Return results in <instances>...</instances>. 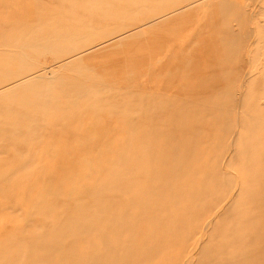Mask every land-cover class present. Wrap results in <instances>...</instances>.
Wrapping results in <instances>:
<instances>
[{
  "label": "rangeland",
  "instance_id": "374dc122",
  "mask_svg": "<svg viewBox=\"0 0 264 264\" xmlns=\"http://www.w3.org/2000/svg\"><path fill=\"white\" fill-rule=\"evenodd\" d=\"M6 1L0 0V8L4 5V8H6V10L2 8L4 9V13H1L3 10L0 11V56H5L0 57V256L2 255L0 257V264H106V261L110 264L109 262H113L115 258L117 260L113 264H120V262L131 264L127 261L129 260L130 262V259H138L137 257L131 258V255L134 257V255L137 256V253L143 251V255L138 254V261H140L143 256L147 255L149 257L151 253L154 254L153 250H156V247L160 248V246H162L161 248L164 251L162 252L160 248L159 252V249H157L155 254L157 252L159 254H156V258L154 260L152 258H143V260L148 261L147 259H149V261L145 262L141 260L143 261L142 264H161V261L163 264H206L209 262V259L213 261L210 264H232L233 261L236 263L238 260L243 262V264H264V218L262 219L263 221L260 218L263 216L262 213H264V175H262V170H264V143L262 142L264 141L261 140L264 139L262 137L264 136V117L261 118L262 115L260 116L261 113L264 115V107H262L264 106V0H226V2H224L225 0H220L218 1L219 3L216 2V5L215 0H205L207 1L206 3H203L205 2L204 0ZM21 3H23V6ZM24 3H27V5ZM236 3L241 5V9H245L246 6L244 12L247 10V13H244L240 9V5L237 6ZM248 3H250V7H248ZM214 5L215 7H213ZM7 6L9 7L8 10ZM233 7L235 9L237 7V10ZM221 9L222 11H220ZM224 9L225 11H231L229 17L227 16L228 18L224 15L226 13L228 15V12L225 13ZM237 12L241 16L246 15L247 17L243 16L242 18ZM251 12L255 13L252 14ZM219 13H221V16ZM240 17L244 22L240 21ZM155 19L159 23L158 26L155 25ZM236 19L242 24L240 22L238 24ZM152 20L154 21L152 22ZM159 21L164 22L160 23ZM212 21L215 23L213 24ZM229 21L233 24L229 23ZM140 22L141 24H139ZM149 22L153 24L151 25ZM130 23H133V25ZM209 23L212 27L208 25ZM196 24L198 25L196 26ZM215 24L219 26H215ZM127 25L130 26L128 30ZM231 25L236 26L237 28H235L239 30L237 31L234 26L231 28ZM145 26L151 27L150 30ZM214 26L215 30L213 29ZM223 26H226V28ZM131 27H134L137 31ZM125 28L127 31H125ZM218 28H222L223 33ZM228 29L232 30L228 31ZM193 30H195L194 34ZM213 31H217V33H213ZM234 32L236 35L232 34ZM211 33L213 34L211 35ZM221 34L226 36L229 44L224 41L226 39ZM252 34L253 37L251 36ZM262 35L263 37H261ZM130 36L131 38H135L129 40L128 37ZM250 36L252 41L251 38L249 40ZM88 37L90 40L95 39V41H90ZM258 37L262 38V40L260 39L261 42ZM125 38L127 39L124 40ZM176 38L178 41H184V43L179 41L177 45V43H174L177 42V40L175 41ZM184 38H186V41ZM172 39H174V42ZM25 40L28 42H25ZM128 40L129 42L135 40L137 42H127L130 47H126L125 41ZM245 40L247 43L251 41V44H247ZM117 41H119V44ZM164 41L167 43H164ZM242 41L245 42V46ZM225 42L228 45L224 44ZM121 43H124V46H121ZM186 43L189 44L188 47H186ZM184 44L185 49H183ZM259 45L261 46L259 47ZM110 46L112 48L114 46L115 49L113 48L112 50ZM174 46L175 48H173ZM107 47H109V51H106ZM119 47L122 48L121 51ZM181 48L184 51L182 50V55L179 56L181 52L180 54H177V52L179 53ZM98 49H101L99 50L101 53L97 51ZM189 50L191 51L189 52ZM103 51L106 53H103ZM68 52L71 54L66 55ZM90 52H93V55ZM88 53L90 54L88 55ZM85 54H87L86 57ZM172 54L174 57H172ZM163 55L164 57H162ZM186 55H189V57L187 56V58ZM67 56H71V59ZM249 56L253 57L252 60ZM180 57L186 58H181V60ZM66 58L68 59L66 60ZM178 65H181L180 70L177 67ZM225 70L227 72H222ZM229 70L232 72H228ZM243 70H245V73ZM49 71L51 76L49 75ZM51 71L55 74H52ZM207 76L211 77V79L209 77V80L206 81V83L209 82V86H205V83V85L203 84V81L208 79ZM246 77L248 81H246ZM81 78L82 80H86V82L89 80L88 82H91V85H94L97 81V83L101 82L106 84V86L103 90L90 89L79 96L71 90L70 83L75 81V79ZM243 78L244 81L242 82ZM249 79H253V81H249ZM248 83H250V86H248ZM107 84L113 85V87ZM49 85L50 87H48ZM207 87H213V89L211 88L213 90H211L212 96L217 99L216 101L219 100V102H216L211 94H208V91L204 92ZM240 92L244 95L240 94ZM234 94L237 95L235 96ZM216 96H219V98H216ZM222 97L224 104L222 99H220ZM258 107H260L259 110ZM195 108L197 109L195 110ZM217 108H219L218 112H225L227 110V113L228 111L232 113L233 115L230 113H228L229 116L227 113H224V115H227L230 119L233 117V119L226 120L223 117V121L221 122L220 119L222 118L220 114L224 116L222 115L223 112L218 113V115H215L217 111L213 112V109L216 110ZM243 108L248 109L245 111L246 113ZM192 109L197 111V113H189L193 112ZM200 109H204L202 110L203 112ZM249 109L252 110L253 115ZM255 109L258 110V113L255 112ZM261 109L262 112L260 113ZM198 111L201 112V115ZM181 114L184 116L182 115V117ZM187 114L188 116L189 114L194 115L192 121H196V123L198 121V124L195 122L193 124L191 121L192 117L189 116L187 118ZM195 114H197L196 118ZM249 115H251V120ZM217 116L220 117L219 120L214 119L215 117L218 118ZM185 117L188 121L190 119V124H187L188 121ZM175 120H178L176 121L177 123ZM217 120L219 123L216 122ZM255 120H260V122L257 121L255 123ZM173 121L175 124H173ZM229 121L232 122L228 124ZM184 122L186 123L184 124ZM261 122L263 123L262 126ZM209 123L217 124L215 127L211 124L209 125ZM218 124L221 126L220 128ZM253 124L258 125L254 128ZM173 125H176L177 128H173ZM259 126L263 128V131L261 129V132H259L260 140L257 136V131L260 130ZM162 127H164V130ZM205 127L209 132L205 130ZM208 127H211L212 130ZM168 128H172L171 131ZM159 131L163 133H160L161 137H158ZM164 131L167 133H164ZM184 132L188 134H184ZM247 132L248 135L249 132L256 134L254 136L251 133V136L254 137H251V140L254 141L255 139L254 143L250 140V135L246 137ZM198 134L199 137H197ZM219 134L224 137V142ZM187 135L188 138H186ZM227 135L229 138L226 137ZM243 135L245 136L244 138H242ZM238 136L240 137L238 138ZM176 137L178 142L173 141L171 143V138L176 139ZM242 139L243 141L245 139L243 144L240 143ZM185 140L189 141L188 146L184 144ZM217 140L220 142H217ZM108 142L110 144H107ZM167 142H169V148L165 145ZM222 142L223 144H221ZM250 142L252 145L254 144L253 148H258V145L260 147L253 150L252 146L249 145L251 144ZM257 142H261V144H257ZM170 143L174 146L176 144V146L172 148ZM184 145L188 148L187 150L185 147L187 150V153H184L185 155L182 153L184 152ZM242 145H244V150L241 149ZM217 146L218 148L216 149ZM176 147L178 151L175 149ZM219 150H221L220 156ZM251 150L253 151L251 152ZM173 151L180 153L179 156ZM173 153L175 154L174 157H172ZM235 153H238L239 156ZM119 154L122 157H119ZM119 159L121 162H119ZM218 159L219 162L217 164H219L215 166L219 167L216 169L211 164H216L215 161H218ZM195 160L197 161L196 164ZM253 161L254 164H251ZM172 162L176 164L175 167ZM248 162H251L250 167L247 165L249 164ZM182 163L185 164L181 165ZM210 166L216 169L215 173H213V168L212 170L208 168ZM206 169H210L212 172ZM254 169L257 170L254 172ZM252 170L254 173L250 172ZM206 171L208 172V177L211 174L214 175L210 176L211 181L210 178L208 181ZM245 171L248 173H245L244 177ZM216 173L220 174V176H217L218 178L221 177L220 186L217 185V181H214L217 178ZM256 174L259 175L256 176ZM250 175L256 177L254 178L255 181L260 176L259 182L257 181L256 184ZM249 177L250 180L246 183L245 181ZM260 180L262 183H260ZM49 181L55 182H51L52 185H49ZM87 183L89 186L86 185ZM160 183L165 185L164 188L161 185V188L164 190L163 193H165L164 195H161L162 189L159 190ZM96 184H99V186ZM227 184H229L228 187L226 186ZM248 184L250 185L249 189L250 187L254 188L255 185L258 189L248 190ZM94 185H96L97 190L91 191ZM204 185L205 188H208L206 191L210 190L209 192L207 191V195L203 194V192L206 193L203 190ZM216 185L218 188L215 191L213 187H216ZM50 186L54 188L52 192ZM86 186L90 190L89 192ZM168 186H170L169 192L168 190L166 191ZM49 187L50 189H48ZM229 187L232 191L228 189ZM156 189L159 191H156ZM246 189L247 191H251V195ZM61 190L63 193L59 194ZM84 190L87 191L84 192ZM153 190L156 191V194ZM178 190L179 192H177ZM228 190L230 194H228ZM92 192L93 194H91ZM188 192H191V194ZM145 194L152 195L153 202L156 199V195L157 198H160L159 195H161V198L164 196L165 199V196L168 194L169 196H167L170 198L167 199L169 200L168 204L170 201H174L173 199L175 198L173 196L175 197V194H177V200H180L181 204H186V206L180 204L179 209L180 201L179 203L176 201L178 203L177 207L175 202H170V205H174L172 208H176L174 212H177L174 213L171 207L168 208L170 205L166 204V199L160 198L162 201L158 199V201L151 204L148 195L147 197L145 196L147 200L144 201L143 197ZM221 195H223L222 199ZM239 197L240 200L235 202ZM41 198L44 202H41ZM195 199L199 201L198 203L201 201L202 203H197V206ZM159 201L163 202L164 205L166 204V210L165 208L161 209L164 207L163 205H157ZM226 201L227 203H225ZM249 201L252 204L247 206ZM37 202H39L37 205L39 206V210L42 205L41 203L45 204L44 207H41L40 211L35 207V203L37 204ZM137 202H141V204ZM191 202L193 204L195 202V204L193 205ZM221 202L223 203L221 204ZM143 203L146 206L148 205L147 208L141 207ZM144 204L143 206H145ZM150 204L152 207L149 206ZM214 204L218 207L214 206ZM33 205L34 207H32ZM258 205L259 209L257 210ZM45 206H47V209ZM157 206H162L159 208L162 212L164 210L166 215L164 214L165 212L159 213L160 209H157V212L151 209L158 208ZM192 206H195L197 211ZM191 207L194 211L192 209L188 210ZM149 208L152 211H145V209ZM230 208L234 209L233 212L237 214H233ZM43 209L45 210L43 211ZM169 209L171 212H168L170 211ZM242 209H246V212ZM46 210H48V213H46ZM178 211L181 213L179 214ZM211 211L212 213L210 214ZM227 211L232 214H227ZM155 213L160 215L156 217ZM246 213H249L248 216ZM150 214L155 216L156 220H154L152 215L150 217ZM163 214L166 220L171 217L169 223L167 222L168 220L165 221L163 219ZM170 214L177 216L172 217ZM198 215L202 216L201 219H204V222L205 219L207 221L212 220L208 229L204 227L206 223L203 220L201 221L203 224L199 223L201 219L197 218ZM25 216L28 218L25 219ZM147 216L151 220H148L150 218L147 219ZM221 216L226 218V220L232 219V221H228L226 226L225 223L223 224L225 227L229 226L225 230L223 226H220L222 224L218 225L221 221L225 220L218 218ZM117 218L118 220L116 221ZM152 219L154 223H151ZM162 220L168 224H166L168 227H164L165 224ZM226 220L224 222L227 223ZM237 220L238 222L234 223ZM111 221L114 224L116 223L115 226ZM157 221H159L160 226L163 223V228L161 227L163 233L164 228L168 229L165 230L164 234L158 233L162 229H160ZM260 221L262 225L259 224ZM145 222H150V227L153 228H146L147 224ZM229 222L233 224L232 227ZM214 223L216 224L214 225ZM251 223L253 225L250 226L249 224ZM170 224H173L174 230ZM246 224L249 226L247 225L248 227H246ZM214 226H217L218 229L221 227V235H218L220 231L217 232L218 229ZM242 226L246 227L247 231ZM115 227L118 229H115ZM197 228L200 229L198 230ZM143 229L148 231L145 232L144 230V233L142 232ZM251 229L257 230L256 232L259 235L261 234V237L254 232L255 230L251 231ZM150 230L156 231L150 232ZM241 230L243 232L246 231V233L243 234V232H240ZM176 231L178 232L177 234ZM225 231L229 232L228 238L225 237L226 243L224 242V236L222 238V235H225L223 233H226ZM41 234L43 235L41 236ZM140 234H142V237H139ZM210 234L212 235L211 238ZM230 234L233 235V237L231 236L233 242H229L231 240L229 239ZM236 234L238 236V243L237 239H235ZM155 235L156 237H154ZM242 235H245L244 238ZM239 236L242 238L240 239ZM255 236L256 239L260 237L259 243L254 239ZM153 238L157 239L156 241L161 244L156 241L154 243ZM206 238L208 239L206 240ZM214 238L216 241L213 242ZM114 239L120 242L117 244L118 246L113 241ZM209 239L213 243H220V245H217L210 241L211 248L213 247V249H215V245L217 247L223 246L222 248L219 247L221 250L224 248L223 253H219L216 250L217 248L215 249L217 254L216 251L215 254L212 253L213 249L209 247ZM246 239L248 242L251 240V244L245 242ZM184 240L186 242H183ZM222 242L226 245H221ZM144 243L145 245H143ZM152 243L155 244L152 246L153 248L156 246L154 249L150 246ZM173 243H176L175 245L177 246ZM206 243L209 246H206ZM241 243L244 244L243 247H241ZM245 243L249 246L248 248ZM257 243L258 245H256ZM121 244L123 245V249L130 246L132 248L135 244L139 245L133 247L134 249L136 247L135 250L132 248L134 250L132 254V250L128 249L129 252L127 249L123 250L120 246ZM142 245L144 248H142ZM253 245L255 247H252ZM137 246H142V249L139 250L140 252L137 251ZM233 246H236L238 249L236 247L237 250L233 249ZM98 248H101L100 253ZM191 248L193 250L190 251ZM118 249H120V252L117 251ZM204 249H211V252L210 250L203 252ZM226 249L228 256L227 252L225 255ZM103 251L105 252L102 253ZM118 252L121 254V257H119L120 254ZM209 252L210 255H208L212 258H209L207 255L209 259H207V256H204L206 261H203L202 253L207 254ZM113 253L115 258L112 257ZM129 253L131 254L130 256ZM122 254H127L130 258L128 256L122 257ZM218 254L222 256V259L219 258ZM154 255L151 254V257ZM225 256L227 257L225 258ZM216 257L218 258L216 259ZM122 258L128 259L126 261ZM1 259H4V261L1 262ZM185 260L186 262L184 263Z\"/></svg>",
  "mask_w": 264,
  "mask_h": 264
},
{
  "label": "bare ground",
  "instance_id": "6f19581e",
  "mask_svg": "<svg viewBox=\"0 0 264 264\" xmlns=\"http://www.w3.org/2000/svg\"><path fill=\"white\" fill-rule=\"evenodd\" d=\"M3 1H4V0H3ZM5 1H6V0H5ZM204 1H205V0H204ZM207 1H208V0H207ZM207 1H205V2H203V3H206ZM218 1H220V0H215V5H216V2H218ZM227 1H228V0H227ZM261 1H262V0H261ZM6 2H8V1H6ZM213 2H214V1H213ZM224 2H226V0H225ZM237 2H238V1H237ZM209 3H210V1H209ZM209 3H208V5H209ZM218 3H219V2H218ZM22 4H23V3H21V5H22ZM24 4H25V3H24ZM212 4H213V3H212ZM225 4H226V3H225ZM227 4H228V2H227ZM227 4H226V5H227ZM233 4H234V3H233ZM233 4H232V5H233ZM236 4H237V3H236ZM236 4H235V5H236ZM249 4H250V3H248V5H249ZM6 5H7V4H6ZM25 5H27V3H26ZM25 5H24V6H25ZM215 5H214L213 7H215ZM223 5H224V4H223ZM239 5H240V4H239ZM239 5L237 4V6H239ZM246 5H247V4H246ZM4 6H5V5H4ZM4 6H3L2 8H4ZM19 6H20V4H19ZM22 6H23V5H22ZM209 6H210V5H209ZM224 6H225V5H224ZM224 6H223V7H224ZM250 6H251V5H249L248 7H250ZM20 7H21V6H20ZM20 7H19V8H20ZM195 7H197V6H195ZM206 7H207V6H206ZM210 7H211V6H210ZM210 7H209V8H210ZM225 7H226V6H225ZM225 7H224V8H225ZM231 7H232V6H231ZM231 7H230V8H231ZM2 8H0V11L3 10V12H1V13H4V9L6 10V8H4V9H2ZM8 8H9V7L7 6V10H8ZM16 8H18V7H16ZM78 8H79V7H78ZM233 8H234V7H233ZM207 9H208V8H207ZM225 9H226V8H225ZM225 9H224V11H225ZM234 9H235V8H234ZM234 9H233V10H234ZM240 9H241V5H240ZM245 9H246V6H245ZM245 9H241V10H243V12H244ZM260 9H262V8H260ZM19 10H20V9H19ZM191 10H192V8H191ZM195 10H196V8H195ZM209 10H210V9H209ZM213 10H214V9H213ZM217 10H218V9H217ZM230 10H231V9H230ZM235 10H237V7H236ZM235 10H234V12H235ZM238 10H239V8H238ZM241 10H240V11H241ZM249 10H251V9H249ZM262 10H263V9H262ZM207 11H208V10H207ZM220 11H222V9H221ZM220 11H218V12H220ZM5 12H6V11H5ZM210 12H211V11H210ZM214 12H215V10H214ZM226 12H228V15H226V14H227ZM230 12H231V11H230ZM230 12H229V11H225L226 14H224V15H225L226 17H227V16L229 17ZM234 12H233V13H234ZM255 12H256V11H255ZM255 12H254V13H255ZM212 13H213V12H212ZM215 13H216V12H215ZM237 13H238V12H237ZM244 13H247V10H246V12H244ZM251 13H252V12H251ZM254 13H252V14H254ZM174 14H175V13H174ZM220 14H221V13H219V15H220ZM222 14H223V13H222ZM235 14H236V13H235ZM248 14H250V13H248ZM248 14H247V15H248ZM0 15H1V14H0ZM167 15H168V14H167ZM202 15H204V14H202ZM202 15H201V16H202ZM205 15H206V14H205ZM207 15H208V14H207ZM217 15H218V13H217ZM236 15H237V14H236ZM238 15H240V13H238ZM164 16H165V15H164ZM220 16H221V15H220ZM220 16H219V17H220ZM230 16H231V15H230ZM233 16H235V15H233ZM240 16H241V15H240ZM243 16L247 17L246 15H242L241 17L243 18ZM203 17H204V16H203ZM217 17H218V16H217ZM217 17H216V18H217ZM226 17H225V18H226ZM228 17H227V18H228ZM231 17H232V16H231ZM231 17H230V18H231ZM237 17L239 18V16H237ZM241 17H240V21H242V20H241ZM245 17H244V18H245ZM252 17H253V16H252ZM216 18H215V19H216ZM220 18H221V17H220ZM220 18H219V19H220ZM250 18H251V17H250ZM164 19H165V18H164ZM222 19L224 20V18H222ZM222 19H221V20H222ZM25 20H26V19H25ZM157 20H158V18H157ZM200 20H201V19H200ZM212 20H214V19H212ZM223 20H222V21H223ZM226 20H227V19H226ZM232 20H233V19H232ZM236 20L238 21V19H236ZM153 21H154V20H152V22H153ZM155 21H156V19H155ZM240 21H238V24H239ZM250 21H251V20H250ZM126 22H127V21H126ZM152 22H149V24L151 23V25H152V24H153ZM159 22H160V21H159ZM162 22H164V21H162ZM162 22H160V23H162ZM212 22H213V21H212ZM220 22H221V21H220ZM242 22H244V20H243ZM156 23H157V21H156ZM156 23H155V25L158 26L159 23H157V24H156ZM210 23H211V22H210ZM210 23H209L208 25L211 26ZM214 23H215V22H213V24H214ZM221 23H222V22H221ZM229 23H231V22L229 21ZM240 23H241V22H240ZM245 23H246V22H245ZM130 24L133 25V23H130ZM139 24H141V22H140ZM142 24H143V23H142ZM146 24H148V23H146ZM224 24H225V23H224ZM231 24H233V23H231ZM238 24H237V27H238ZM241 24H242V23H241ZM259 24H260V22H259ZM137 25H138V24H137ZM197 25H198V24H196V26H197ZM216 25H218V24H215V26H216ZM221 25H223V24H221ZM234 25H235V24H234ZM234 25H231V28H232V26H234ZM257 25H258V23H257ZM142 26H144V25H142ZM157 26H155V27H157ZM205 26H206V25H205ZM210 26H209V27H210ZM215 26H214V28H213L214 30H215ZM218 26H219V25H218ZM128 27H130V26L127 25V30H128ZM145 27L148 28V30H150V28H151V27L149 28V27H147V26H145ZM153 27H154V26H153ZM211 27H212V26H211ZM211 27H210V28H211ZM223 27H224V26H223ZM235 27H236V26H234V28H235ZM237 27H236V28H237ZM240 27H241V25H240ZM131 28H132V29H135L134 27H131ZM143 28H144V27H143ZM210 28H209V30H210ZM224 28H226V26H225ZM224 28H223V29H224ZM236 28H235V29H236ZM258 28H259V27H258ZM218 29H220V28H218ZM221 29H222V28H221ZM221 29H220V30H221ZM235 29H234V30H235ZM77 30H80V29H77ZM127 30H126V28H125V31H127ZM135 30H136V29H135ZM144 30H145V28H144ZM146 30H147V29H146ZM226 30H227V29H226ZM230 30H232V29H228V31H230ZM236 30H237V29H236ZM238 30H239V29H238ZM238 30H237V31H238ZM125 31H124V32H125ZM131 31H132V30H131ZM136 31H137V30H136ZM142 31H143V29H142ZM142 31H141V32H142ZM194 31H195V30H193V34H194ZM201 31H203V30H201ZM221 31H222V30H221ZM224 31H225V30H224ZM121 32H123V31H121ZM214 32L217 33V31H213V33H214ZM256 32H257V30H256ZM197 33H198V32H197ZM213 33H211V35H212ZM222 33H223V31H222ZM254 33H255V32H254ZM124 34H125V33H124ZM124 34H123V35H124ZM232 34H235V32L232 33ZM51 35H52V34H51ZM53 35H54V34H53ZM83 35H84V34H83ZM121 35H122V34H121ZM222 35H223V36H222ZM229 35H230V33H229ZM235 35H236V34H235ZM237 35H238V34H237ZM254 35H255V34H254ZM256 35H258V33H256ZM85 36H87V35H85ZM96 36H97V35H96ZM196 36H197V35H196ZM221 36H222L223 38L225 37V39H226V36H225L224 34H221ZM221 36H220V37H221ZM251 36L253 37V34H252ZM251 36L249 37V40H250ZM258 36H259V35H258ZM48 37H49V36H48ZM125 37H126V36H125ZM185 37H186V36H185ZM212 37H213V36H212ZM227 37H230V36H227ZM236 37H239V36H236ZM261 37H263V35H262ZM46 38H47V36H46ZM102 38H104V37H102ZM117 38H118V37H117ZM121 38H123V37H121ZM128 38H129V40H131V39H133V38H135V37L131 38V36H130V37H128ZM234 38H235V37H234ZM244 38L247 40L246 37H244ZM44 39H45V38H44ZM47 39H48V38H47ZM88 39L90 40L89 37H88ZM88 39H87V40H88ZM115 39H116V38H115ZM119 39H120V38H119ZM126 39H127V38H125L124 40H126ZM184 39H185V41H186V38H184ZM184 39H181V40H184ZM190 39H191V38H190ZM190 39H189V41H190ZM228 39H229V38H228ZM240 39H241V37H240ZM258 39H259V41H260V39L262 40V38H260V37H258ZM41 40H42V39H41ZM87 40H86V41H87ZM112 40H113V39H112ZM129 40H128V41H125L126 44H127V45L125 44L126 47H130V46H128V45H129L128 43H135V41H136V40H135V41H133V42H129ZM165 40H166V39H165ZM170 40H171V39H170ZM172 40H173V42H174V39H172ZM176 40H177V42H174V43H177V45H178V42H179L180 40L178 41L177 38L175 39V41H176ZM246 40H245V42L247 43V41H249V40H247V41H246ZM255 40H256V39H255ZM26 41H27V40H25V42H26ZM31 41H32V40H31ZM90 41H95V39H93V40L91 39ZM90 41H88V42H90ZM99 41H100V40H99ZM160 41H161V40H160ZM160 41H159V42H160ZM167 41H168V40H167ZM187 41H188V40H187ZM191 41H192V39H191ZM191 41H190V42H191ZM224 41H226V42L228 43V40H227V39L224 40ZM251 41H252V38H251ZM251 41H250V42H251ZM257 41H258V40H257ZM27 42H28V41H27ZM107 42H109V41H107ZM113 42H114V41H113ZM113 42H111V43H113ZM117 42H118V44H119V41H117ZM127 42H128V43H127ZM136 42H137V41H136ZM180 42H183V43H184V41H180ZM226 42H225L224 44H227ZM229 42H230V41H229ZM242 42H243V44L245 43L244 41H242ZM250 42H248V43H250ZM260 42H261V41H260ZM97 43H98V41H97ZM97 43H96V44H97ZM152 43H154V42H152ZM160 43H161V42H160ZM164 43H167V42L164 41ZM188 43H189V42H188ZM222 43H223V42H222ZM248 43H247V44H248ZM255 43H256V41H255ZM255 43H253V44H255ZM263 43H264V42H263ZM107 44L109 45V43H107ZM123 44H124V43H123ZM123 44L121 43V46H122ZM189 44H190V43H189ZM189 44L186 43V45H187L186 47H188ZM228 44H229V43H228ZM228 44H227V45H228ZM250 44H251V43H250ZM259 44H260V43H259ZM91 45H92V44H91ZM98 45H99V44H98ZM100 45H102V44L100 43ZM131 45H132V44H131ZM135 45H136V44H135ZM159 45H160V44H159ZM175 45H176V44H175ZM256 45H258V44H256ZM89 46H90V45H89ZM89 46H88V48H89ZM103 46H104V45H103ZM103 46H102V47H103ZM105 46H106V45H105ZM123 46H124V45H123ZM202 46H203V45H202ZM244 46H245V44H244ZM248 46H249V45H248ZM260 46H261V45H259V47H260ZM20 47H21V46H20ZM97 47H98V46H97ZM147 47H148V45H147ZM183 47H184L183 49H185V44H184ZM227 47H230V46H227ZM99 48H101V47H99ZM108 48H109V47H107V50H106V51H109V50H110V49H108ZM110 48H112V47L110 46ZM113 48H114V46H113ZM113 48H112V50H113ZM115 48H116V45H115ZM115 48H114V49H115ZM119 48H120V47H119ZM148 48H149V47H148ZM173 48H175V46H174ZM173 48H172V50H173ZM246 48H247V47H246ZM251 48H252V47H251ZM121 49H122V48H120L119 50L121 51ZM183 49L181 48V51H179L180 49L178 50L179 53L177 52V54H180V52H181V54H180L179 56L182 55V52L184 51ZM189 49H190V48H189ZM258 49H259V48H258ZM263 49H264V48H263ZM87 50H88V49H87ZM87 50H86V51H87ZM99 50H101V49H98L97 51L99 52ZM119 50H118V51H119ZM124 50H125V49H124ZM182 50H183V51H182ZM252 50H253V49H252ZM70 51H71V50H70ZM84 51H85V50H84ZM170 51H171V50H170ZM174 51H175V50H174ZM190 51H191V50H189V52H190ZM227 51H228V49H227ZM82 52H83V51H82ZM185 52H186V51H185ZM249 52H250V51H249ZM252 52H253V51H252ZM85 53H86V52H85ZM90 53H92V55H93V52H90ZM90 53H88V55H89ZM99 53H101V51H100ZM103 53H106V52L103 51ZM67 54H71V53L68 52V53H66V55H67ZM78 54H79V53H78ZM94 54H95V53H94ZM153 54H154V53H153ZM174 54H175V53H174ZM183 54H184V53H183ZM186 54H187V52H186ZM246 54H247V53H246ZM246 54H245V55H246ZM59 55H61V54H59ZM76 55H77V54H76ZM76 55H75V56H76ZM92 55H91V56H92ZM184 55H185V54H184ZM64 56H65V55H64ZM75 56H74V57H75ZM86 56H87V54H85V57H86ZM177 56H178V55H177ZM187 56L189 57V55H186V57H187ZM247 56H248V55H247ZM252 56H253V55H252ZM0 57H1V56H0ZM2 57H5V56L3 55ZM2 57H1V58H2ZM65 57H66V56H65ZM65 57H63V59H65ZM67 57H68V56H67ZM69 57H70V59H71V56H69ZM69 57H68V58H69ZM92 57H93V56H92ZM160 57H161V56H160ZM162 57H164V55H163ZM162 57H161V58H162ZM172 57H174L173 54H172ZM186 57H184V58H186ZM188 57H187V58H188ZM233 57H234V56H233ZM249 57H250V56H249ZM60 58H61V57H60ZM68 58H66V60H67ZM181 58H182V57H180V59H181ZM184 58H182V59H184ZM252 58H253V57H252ZM252 58L250 57L251 60H252ZM61 59H62V58H61ZM85 59H86V58H85ZM182 59H181V60H182ZM190 59H191V58H190ZM198 59H199V58H198ZM57 60H58V59H57ZM81 60H82V59H81ZM185 60H186V59H185ZM187 61H188V60H187ZM187 61H186V63H187ZM190 61H191V60H190ZM67 62H68V61H67ZM182 62H183V61H182ZM197 62H198V61H197ZM203 62H204V61H203ZM58 63H59V62H58ZM69 63H70V61H69ZM128 64H129V63H128ZM3 65H4V64H3ZM94 65H95V64H94ZM164 65H165V64H164ZM227 65H228V64H227ZM227 65H226V66H227ZM259 66H260V65H259ZM57 67H58V66H57ZM177 67H178V69L180 70L181 65H178ZM215 67H216V65H215ZM254 67H255V66H254ZM205 69H206V68H205ZM258 69H259V67H258ZM258 69H257V70H258ZM49 70H50V69H49ZM149 70H150V69H149ZM231 70H232V68H231ZM231 70H229L228 72H232ZM255 70H256V69H255ZM57 71H58V70H57ZM57 71H56V72H57ZM76 71H77V70H76ZM181 71H182V70H181ZM243 71H244V73H245V70H243ZM59 72H60V71H59ZM213 72H214V71H213ZM222 72H227V70L222 71ZM246 72H247V71H246ZM253 72H254V70H253ZM255 72H256V71H255ZM47 73H48V71H47ZM51 73H52V71H51ZM183 73H185V72H183ZM52 74H55V73L53 72ZM56 74H57V73H56ZM61 74H62V73H61ZM169 74H171V73H169ZM212 74H213V73H212ZM214 74H215V72H214ZM49 75H50V71H49ZM111 75H113V74H111ZM217 75H218V74H217ZM251 75H252V74H251ZM253 75H254V74H253ZM50 76H51V75H50ZM60 76H61V75H60ZM127 76H129V75H127ZM226 76H227V74H226ZM242 76H243V75H242ZM29 77H30V76H29ZM35 77H36V76H35ZM39 77H40V76H39ZM39 77H38V78H39ZM47 77H48V76H47ZM181 77H182V76H181ZM183 77H184V76H183ZM207 77H208V76H207ZM209 77H210V76H209ZM209 77H208L207 80H204L205 82L203 81V84H204V83L206 84V85L204 84L205 86H207L208 83H209V82L206 83V81L209 80ZM243 77H244V76H243ZM48 78H49V77H48ZM202 78H203V77H202ZM249 78H250V77H249ZM210 79H211V77H210ZM253 79H254V77H253ZM253 79H249V81H250V80L253 81ZM38 80H39V79H38ZM185 80H186V79H185ZM88 81H89V80H87V82H86V80H84V79L82 80V78H81V79H75V81H73V82L70 83V88H71V90L74 91V93H75L76 95H79V96H80L81 94H83V92H87V91L90 90V89H95V90L102 89V90H103V88L106 86V84L101 83V82H100V83H97V81L94 83V85H91L92 83H91V82H88ZM243 81H244V78H243L242 82H243ZM246 81H248V80H247V77H246ZM52 82H53V81H52ZM92 82H93V81H92ZM34 83H35V82H34ZM210 83H211V81H210ZM217 83H218V82H217ZM250 83H251V82H250ZM250 83H248V86H250V85H249ZM38 84H40V83L38 82ZM38 84H37V85H38ZM180 84H182V83H180ZM215 84H216V83H215ZM40 85H41V84H40ZM107 85H109V84H107ZM178 85H179V84H178ZM225 85H226V84H225ZM240 85H241V84H240ZM245 85H246V83H245ZM8 86H9V85H8ZM109 86H111V85H109ZM183 86H184V85H183ZM208 86H209V85H208ZM241 86H242V85H241ZM246 86H247V85H246ZM48 87H50V85H49ZM111 87H113V85H112ZM226 87H227V85H226ZM243 87H244V86H243ZM160 88H161V87H160ZM208 88H210V90H208ZM211 88L213 89V87H207V89H205L204 92H205V91H208V94H209V95L211 94V96H212V93H211V90H212V89H211ZM240 88H241V87H240ZM2 89H3V88H2ZM15 89H16V88H15ZM203 89H204V88H203ZM203 89H202V90H203ZM241 89H243V88H241ZM130 90H131V89H130ZM167 90H168V89H167ZM132 91H133V90H132ZM209 91H210V92H209ZM212 91H213V90H212ZM237 91H238V89H237ZM237 91H236V92H237ZM4 92H5V91H4ZM163 92H164V91H163ZM214 92H215V91H214ZM236 92H235V93H236ZM200 93H202V92H200ZM215 93H216V92H215ZM238 93H239V92H238ZM243 93H244V91H243ZM243 93L240 92V94H243ZM2 94H3V93H2ZM94 94H95V93H94ZM202 94H203V93H202ZM205 94H206V93H205ZM197 95H199V93H197ZM200 95H201V94H200ZM216 95H217V94H216ZM218 95L221 97L220 94H218ZM234 95H235V94H234ZM236 95H237V94H236ZM236 95H235V96H236ZM243 95H244V94H243ZM219 96H218V97L216 96V98H219ZM99 97H100V96H99ZM102 97H103V95H102ZM208 97H209V96H208ZM212 98L215 99L213 96H212ZM207 99H208V98H207ZM209 99L211 100V98H209ZM213 99H212V100H213ZM220 99H222V101H223V97L220 98ZM225 99H226V98H225ZM168 100H170V99H168ZM216 100H217V99H215V101H216ZM222 101H221V103H222ZM216 102H219V100L216 101ZM221 103H220V104H221ZM199 104H201V103H199ZM223 104H224V101H223ZM227 104H228V103H227ZM252 104H253V103H252ZM254 104H256V103L254 102ZM254 106H255V105H254ZM256 106H257V104H256ZM262 107H264V106H262ZM262 107H261V108H262ZM197 108H198V107H197ZM197 108H195V110H196ZM204 108L206 109V107H204ZM236 108H237V107H236ZM247 108H248V107H247ZM250 108L252 109V107H250ZM198 109H199V108H198ZM218 109H219V108H217L216 110L213 109V112H214V111H215V112L217 111V113H215V115H216V114L218 115V113H222V112H223V111H222V112H221V111L218 112ZM239 109H240V108H239ZM239 109H238V111H240ZM243 109H244V112H245L246 110H248V109H245V108H243ZM243 109H242V110H243ZM251 109H249V111H250ZM256 109H257V107H256ZM256 109H255V110H256ZM259 109H260V107H258V110H259ZM170 110H171V109H170ZM192 110H193V109H192ZM195 110H193V112H189V113H192V114H194L195 112L197 113V111H195ZM200 110H201V109H200ZM200 110H199V111H200ZM202 110H204V109H202ZM202 110H201V112H203ZM255 110H254V111H255ZM258 110H256L255 112L258 113V112H257ZM183 111H184V110H183ZM199 111H198V112H199ZM224 111H225V109H224ZM226 111H227V110H226ZM226 111L223 112L222 115H224V113H227ZM201 112H199V114H200ZM251 112H252V110H251ZM255 112H254V114H256ZM261 112H262V109H261L260 113H261ZM179 113H180V112H179ZM228 113H230V112L228 111ZM228 113H227V114H228ZM245 113H246V112H245ZM260 113H259V114H260ZM144 114H145V113H144ZM192 114H189V116L192 117L191 121L193 120V117H194V115H192ZM199 114H198V116L200 117L201 114H200V115H199ZM213 114H214V113H213ZM213 114H212V115H213ZM230 114H232V113H230ZM165 115H167V114H165ZM182 115H183V114H181V116H182ZM196 115H197V114H195V118H196ZM232 115H233V114H232ZM232 115H231V117H232ZM237 115H238V112H237ZM252 115H253V112H252ZM261 115H262V116H261ZM146 116H147V115H146ZM174 116H175V115H174ZM179 116H180V115H179ZM183 116H184V115H183ZM183 116H182V117H183ZM189 116H188V114H187V118H189ZM213 116H214V115H213ZM225 116H226V117H225ZM228 116H229V114H228ZM249 116H250V120H251V115H249ZM258 116H259V115H258ZM260 116H261V118L264 117V115H263L262 113L260 114ZM171 117H172V116H171ZM217 117H218V116H217ZM220 117H221L222 119H220ZM220 117H218V118H216V117L214 118V117H213V118H214V119H218V120L220 119L221 122L223 121V117L226 118V120H231V119H233V117L230 119V118L227 117V115L221 116V114H220ZM236 117H239V116H236ZM247 117H248V115H247ZM247 117H246V118H247ZM248 118H249V117H248ZM259 118H260V117H259ZM185 119H186V117H185ZM239 119H240V118H239ZM186 120L188 121V119H186ZM197 120H198V119H197ZM218 120H217L216 122L219 123ZM226 120H225V121H226ZM237 120H238V119H237ZM176 121H178V120H175V122H176ZM187 121H186V122H187ZM212 121H213V120H212ZM238 121H239V120H238ZM257 121L260 122V120H257ZM257 121L255 120V123H256ZM173 122H174V121H173ZM175 122H174L173 124H175ZM186 122H184V124H185ZM188 122H189V123H188ZM188 122H187V124H190V119H189ZM192 122H193V124H194V122L196 123V121H192ZM192 122H191V123H192ZM231 122H232V121H229L228 124H230ZM176 123H177V122H176ZM181 123H182V122H181ZM225 123H226V122H225ZM236 123L240 124L239 122H236ZM243 123H244V122H243ZM252 123H253V121H252ZM196 124H198V121H197ZM210 124H211V123H209V125H210ZM216 124H217V123H216ZM216 124H215V125H216ZM246 124H247V123H246ZM260 124H261V126L263 125L262 122H261ZM176 125H177V124H176ZM176 125H175V126L173 125V128H174V127L177 128ZM199 125H200V124H199ZM209 125H208V126H209ZM211 125L215 126L214 123H212ZM218 125H219V124H218ZM221 125H222V124H221ZM232 125H233V123H232ZM241 125H242V124H241ZM241 125H240V126H241ZM250 125H251V124H250ZM257 125H258V124H257ZM257 125H254V124H253V126H255L254 128H256ZM192 126H193V125H192ZM226 126H227V125H226ZM226 126H225V127H226ZM237 126H238V125H237ZM170 127H172V126H170ZM187 127H188V125H187ZM211 127H212V126H211ZM211 127H208V128L211 129ZM215 127H216V126H215ZM220 127H221V126L219 125V128H220ZM232 127H233V126H232ZM242 127H243V126H242ZM251 127H252V126H251ZM160 128H161V127H160ZM163 128H164V127H162V129H163ZM208 128H207V129H208ZM222 128H223V126H222ZM222 128H221V129H222ZM229 128H230V127H229ZM240 128H241V127H240ZM259 128H260V126H259ZM263 128H264V126H263ZM263 128L261 127L259 131L256 130V131L258 132V134H257L258 138H259V136H260L259 132H261V129H262V131H263ZM162 129H160V130H162ZM171 129H172V128H171ZM171 129L168 128L169 131H171ZM183 129H184V128H183ZM187 129H188V128H187ZM187 129H186V131H187ZM242 129H243V128H242ZM163 130H164V129H163ZM163 130H162V131H163ZM168 130H167V131H168ZM188 130H189V129H188ZM205 130H206V127H205ZM211 130H212V129H211ZM222 130H223V129H222ZM238 130H239V127H238ZM238 130H237V132H238ZM253 130H254V129H253ZM169 131H168V133H169ZM206 131L209 132L208 130H206ZM206 131H205V132H206ZM228 131H229V130H228ZM251 131H252V130H251ZM187 132H188V131H187ZM187 132H184V134H186ZM207 132H206V134H207ZM235 132H236V129H235ZM235 132H234V133H235ZM240 132H242V131H240ZM160 133H162V132L159 131V133H158L159 136H158V137H161V136H160ZM164 133H167V132L164 131ZM251 133L253 134V132H249L250 140H251V137H252V136H251ZM158 134H157V135H158ZM162 134H163V133H162ZM187 134H188V133H187ZM224 134H225V133H224ZM244 134H245V133H244ZM261 134H262V133H261ZM219 135H220V134H219ZM219 135H218V136H219ZM241 135H242V133H241ZM249 135H248V132H247L246 137H248ZM253 135L255 136L256 134H253ZM262 135H263V134H262ZM262 135H261V136H262ZM185 136H186V135H185ZM216 136H217V135H216ZM220 136H221V135H220ZM220 136H219V137H220ZM224 136H225V135H224ZM234 136H235V135H234ZM236 136H237V135H236ZM141 137H142V136H141ZM158 137H157V138H158ZM197 137H199V134L197 135ZM197 137H196V138H197ZM221 137H222V140H223L224 137H223V136H221ZM226 137L229 138L228 135H227ZM239 137H240V136H238V138H239ZM244 137H245V136L243 135L242 138H244ZM262 137L264 138V136H262ZM186 138H188V135H187ZM252 138H254V137H252ZM173 139H174V140H173ZM232 139H233V137H232ZM260 139H261V138H259V140H260ZM168 140H169V139H168ZM168 140H166V141H168ZM187 140H188V139H187ZM187 140H185L184 144H185V145L187 144V146H188V142H189V141H187ZM237 140H238V139H237ZM246 140H248V139H246ZM256 140L259 141L258 139H256ZM261 140L264 141V139H261ZM166 141H165V142H166ZM170 141H171V143H172L173 141L178 142V141H177V137H176V139H175V138H171ZM170 141H169V142H170ZM186 141H187V143H186ZM218 141H219V140H217V142H218ZM230 141H231V140H230ZM242 141H243V139H242ZM242 141L240 142L241 144L244 143L245 139H244L243 142H242ZM248 141H249V140H248ZM251 141L254 143L255 139H254V141H253V140H251ZM109 142H112V141H109ZM109 142H108L107 144H110ZM169 142H167V144L164 143L165 145H167L168 148H169V145H168ZM176 142H174V143H176ZM219 142H220V141H219ZM223 142H224V140H223ZM223 142H222L221 144H223ZM157 143H159V142H157ZM171 143H170V145L172 146V148L175 147L176 144H178V143H176L175 146H174V145L171 144ZM250 143H251V142H250ZM258 143L261 144V142H257V144H258ZM262 143H264V142H262ZM95 144H96V143H95ZM196 144H197V143H196ZM219 144H220V143H219ZM219 144H218V145H219ZM224 144H225V143H224ZM231 144H233V143H231ZM247 144H248V143H247ZM257 144H255V146H256V147H258V146L260 147V145L257 146ZM158 145H159V144H158ZM165 145H164V146H165ZM185 145L183 146V147H184V148H183L184 152H182L183 155H185L184 153L188 150L187 146H185ZM216 145H217V144H216ZM229 145H230V144H229ZM233 145H234V144H233ZM249 145L252 146V148H253V145H254V144L252 145V143H251V144H249ZM162 146H163V145H162ZM221 146H222V145H221ZM243 146H244V145H242V148H241V149L244 150ZM255 146H254V147H255ZM263 146H264V145H263ZM177 147H178V145H177ZM177 147L175 148L176 150H177ZM185 147L187 148V150H186ZM228 147H231V146H228ZM232 147H233V146H232ZM259 147H258V148H259ZM153 148H154V147H153ZM217 148H218V146L216 147V149H217ZM233 148H234V147H233ZM233 148H232V149H233ZM245 148H246V147H245ZM258 148H256V149H258ZM123 149H124V148H123ZM195 149H196V148H195ZM195 149H194V150H195ZM216 149H215V150H216ZM224 149H226V148H224ZM224 149H223V150H224ZM241 149H240V150H241ZM256 149L253 148V150H256ZM260 149H261V148H260ZM189 150H190V149H189ZM194 150H193V151H194ZM211 150H212V149H211ZM246 150H247V149H246ZM253 150H251V152H252ZM177 151H178V150H177ZM220 151H221V150H219V156H220ZM171 152H172V151H171ZM173 152H175V151H173ZM188 152H189V151H188ZM215 152H216V151H215ZM222 152H224V151H222ZM245 152H246V151H245ZM245 152H244V153H245ZM251 152H250V153H251ZM260 152H261V151H260ZM175 153H176V152H175ZM186 153H187V152H186ZM242 153H243V151H242ZM242 153H241V154H242ZM250 153H246V154H250ZM156 154H157V152H156ZM170 154H172V153H170ZM173 154H174V153H173ZM179 154H180V153H176V155H178V156H179ZM235 154L237 155L238 153H235ZM121 155H122V153H121ZM129 156H130V155H129ZM174 156H175V154H174L172 157H174ZM217 156H218V155H217ZM234 156H235V155H234ZM238 156H239V154H238ZM241 156H242V155H241ZM117 157H118V156H117ZM119 157H122V156H120V154H119ZM181 157H182V156H181ZM197 157H198V156H197ZM182 158H184V157H182ZM233 158H234V157H233ZM175 159H176V158H175ZM192 159H193V157H192ZM195 159H197V158H195ZM258 160H259V159H258ZM220 161H222V160L220 159ZM256 161H257V160H256ZM260 161H262V160H260ZM263 161H264V157H263ZM119 162H121L120 159H119ZM119 162H118V163H119ZM153 162H154V161H153ZM215 162H216V164H214V165L211 164V165L214 166V167H216V169H217V167H219V166H215V165H218V164H219V163L217 164V162H219V159H218V161H215ZM222 162H223V161H222ZM258 162H259V161H258ZM155 163H156V162H155ZM172 163H173V165H174V167H175L176 164H174V162H172ZM196 163H197V161L195 160V164H196ZM248 163H249V162H248ZM250 163H251V162H250ZM250 163L247 164L248 167H250V166H249ZM260 163H261V162H260ZM184 164H185V163H184ZM184 164L182 163L181 165H184ZM251 164H254V161H253ZM263 164H264V163H263ZM177 165H178V164H177ZM179 165H180V163H179ZM179 165H178V166H179ZM220 165L222 166V164H220ZM152 166H153V163H152ZM170 166H171V165H170ZM207 166H209V165H207ZM221 166H220V169H221ZM228 166H229V165H228ZM192 167L194 168V166H192ZM214 167H211V166H210V167H208V168H211V170H212V168L214 169ZM178 168H179V167H178ZM170 169H171V168H170ZM172 169H174V168H172ZM216 169H214L213 173H215V170H216ZM245 169H246V168H245ZM248 169H249V168H248ZM261 169H262V168H261ZM183 170H184V169H183ZM206 170H207V169H206ZM218 170H219V169H218ZM249 170H250V169H249ZM249 170H248V171H249ZM255 170H257V169H254V172H255ZM207 171H210V169H208ZM207 171H206V174H207V177H208V172H207ZM246 171H247V169H246ZM246 171L244 172V175H243L244 177H245V173H248V172H246ZM259 171H260V170H259ZM262 171H263V173H264V170H262ZM182 172H183V171H182ZM210 172H212V171H210ZM219 172H220V171H219ZM250 172H251V173H254L253 170L250 171ZM222 173H223V171H222ZM251 173H250V174H251ZM256 173H257V172H256ZM259 173L261 174V172H259ZM263 173H262V175H264ZM182 174H183V173H182ZM224 174H225V173H224ZM209 175H210V173H209ZM218 175L220 176L219 173H218V174L216 173V177H217ZM258 175H259V174H256V176H258ZM210 176H214V175L211 174ZM210 176H209L208 178L206 177V178L208 179V181H209ZM221 176L223 177L222 174H221ZM216 177H215V178H216ZM250 177H253V176L250 175ZM250 177H249V179L247 178L248 180L246 179V181H245L246 183H248V181L250 180ZM217 178H218V177H217ZM217 178H216V179H217ZM220 178H221V177H219L218 179H220ZM254 178H256V177L254 176L253 179H254ZM69 179L71 180V178H69ZM212 179H214V178H212ZM216 179H214V181H215V182L217 181V185L220 186L221 184H220L219 182L221 181V179H220L219 181H218V179H217V180H216ZM258 179H260V176L257 178V181H258ZM52 180H53V179H52ZM167 180H168V179H167ZM261 180H262V179H261ZM261 180H260V183H262ZM73 181H74V180H73ZM169 181H170V180H169ZM210 181H211V178H210ZM226 181L229 182L228 180H226ZM254 181H255V179H254ZM257 181H255L256 184H257ZM49 182H50V181H49ZM51 182L54 183L55 181H54V182L51 181ZM51 182L49 183V185H50V184L52 185ZM258 182H259V181H258ZM63 183H64V182H63ZM63 183H62V184H63ZM66 183H67V182H66ZM101 183H102V182H101ZM168 183H169V182H168ZM69 184H71V183H69ZM73 184H74V182H73ZM170 184H172V183L170 182ZM215 184H216V183H215ZM215 184H214V185H215ZM219 184H220V185H219ZM229 184H230V183H229ZM229 184H227L226 186L228 187ZM254 184H255V183H254ZM258 184H259V183H258ZM86 185H88V183H87ZM96 185H97V184H96ZM96 185H94V188L92 187L93 190H92V188H91V191L97 190ZM100 185H101V184H100ZM159 185H160L159 190L162 189V188H164V186H165L163 183H162V184L160 183ZM161 185H163V187H162ZM217 185H216V187L214 186L215 188L213 187V189H214L215 191H216V188H218ZM223 185H224V184H223ZM251 185L253 186L252 182H251ZM77 186H78V185H77ZM88 186H89V185H88ZM97 186H99V184H98ZM170 186H171V185H170ZM170 186H168V189H166V191L168 190V192H169V190H170L169 187H170ZM249 186H250V185L248 184V186H247V189H248V190H251V189L257 188V186L255 185L254 188H251V187H250V189H249ZM50 187H51L52 189H50ZM50 187H49L48 189H50L51 192H52V190H53L54 188H53L52 186H50ZM60 187H61V186H60ZM81 187H82V186H81ZM95 187H96V189H95ZM100 187H101V186H100ZM161 187H162V188H161ZM206 187H207V186H206ZM259 187H260V186H259ZM61 188H62V187H61ZM203 188H204L203 190H205V192H206V193L203 192V194H206V195H207L208 192H209L210 190H207V191H208V192H207L206 189H208V188H205V185L203 186ZM219 188H220V187H219ZM231 188H232V187H231ZM48 189H47V190H48ZM72 189H73V188H72ZM72 189H71V190H72ZM84 189H85V187H84ZM86 189L88 190L87 186H86ZM209 189H210V188H209ZM213 189H212V190H213ZM228 189H230V187H229ZM232 189H233V188H232ZM238 189H239V188H238ZM247 189H246V191H247ZM257 189H258V188H257ZM58 190H59V189H58ZM87 190H84V192L87 191ZM157 190H158V189H156V191H157ZM159 190H158V191H159ZM214 190H213V191H214ZM236 190H237V189H236ZM244 190H245V189H244ZM89 191H90V190H88V192H89ZM154 191H155V190H153V192H154ZM156 191H155V194H156ZM193 191H194V190H193ZM193 191H191V192H193ZM213 191H211V192H213ZM230 191H232V190L230 189ZM230 191L228 190V194H230ZM240 191H241V190H240ZM47 192H49V191H47ZM51 192H49V193H51ZM54 192H55V191H54ZM61 192L63 193V191L61 190L59 194H61ZM73 192H74V189H73ZM161 192H162L161 195H164V194H165V193H163V192H164L163 189H162ZM175 192H176V190H175ZM177 192H179V190H178ZM191 192H188V193L191 194ZM217 192H218V191H217ZM222 192H224V191H222ZM222 192H221V194H222ZM247 192L251 195V191H247ZM147 193H148V192H147ZM158 193H159V192H158ZM166 193H167V192H166ZM214 193H215V192H214ZM237 193H238V191H237ZM241 193H242V192H241ZM241 193H240V195H241ZM253 193H254V192H253ZM256 193H257V192H256ZM91 194H93V192H92ZM148 194H149V193H148ZM148 194H145V195H144V197H143L144 201L147 200L146 197H147ZM150 194H151V192H150ZM152 194H154V193H152ZM155 194H154V195H155ZM179 194H180V193H179ZM212 194H213V193H212ZM212 194H211V195H212ZM215 194H216V193H215ZM223 194H225V193H223ZM233 194H234V193H233ZM72 195H73V194H72ZM87 195H88V193H87ZM161 195H159L160 198H161ZM167 195H168V194H167ZM167 195H166V196H167ZM176 195H177V194H175V197L173 196V198H175V199H173L174 201H170V202H175L176 207H177V206H178L177 204L179 203L180 200H179V201L177 200ZM180 195H181V194H180ZM180 195H179V196H180ZM219 195H220V194H219ZM240 195H239V196H240ZM250 195H248V196H250ZM145 196H146V197H145ZM148 196H149V200H150V203H151V204H152V203H155L156 201H158V199H160V198H157V195H156V197H155L156 199H154L155 201L153 202V199L151 198L152 195H148ZM166 196H165V199H166V200H167V199H170V198L168 197L169 195L167 196V198H166ZM213 196H214V195H213ZM222 196H223V195L220 196L221 199H222ZM224 196H226V195H224ZM229 196H231V195H229ZM236 196L238 197V195H236ZM255 196L258 197L257 194H255ZM259 196H260V194H259ZM192 197H193V196H192ZM214 197H217V196H214ZM251 197H252V196H251ZM150 198H151V199H150ZM162 198L164 199V196H163ZM162 198H161V199H162ZM207 198H209V197H207ZM226 198H227V196H226ZM243 198H244V197H243ZM248 198H249V197H248ZM69 199H70V198H69ZM69 199H68V200H69ZM143 199H141V200H143ZM161 199H160V200H161ZM165 199H164V200H165ZM171 199H172V197H171ZM205 199H206V197H205ZM212 199H213V198H212ZM245 199H246V198H245ZM151 200H152V202H151ZM195 200H196V199H195ZM210 200H211V199H210ZM239 200H240V197H239L238 200L235 201V202H238ZM246 200H247V199H246ZM251 200H252V198H251ZM257 200H258V199H257ZM36 201H37V199H36ZM36 201H35V202H36ZM161 201H162V200H161ZM161 201H159V202L157 203V205H158V204H159V205H163V206H164L163 208H161L162 206H161V207H160V206H157L158 208H155L156 210H155L154 208H151V209L154 210V211H156V212H157V209L159 210L160 208H161V209H164V208H165V210H166V208H167L166 204H167L168 206L170 205V202H169V204H168V201H169V200H167V203H166L165 205H164L163 202H161ZM176 201H178V203H177ZM196 201H197V200H196ZM203 201H204V200H203ZM220 201H221V200H220ZM252 201H253V200H252ZM255 201H256V199H255ZM263 201H264V200H263ZM41 202H44L42 198H41ZM147 202H149V201H147ZM147 202H146V203H147ZM198 202H199V201H197L196 204H197ZM38 203H39V202H37V204L35 203V205H36L35 207H37V208H36L37 210H39V208H38L39 206H37ZM137 203H138V202H137ZM160 203H162V204H160ZM191 203H192V202H191ZM200 203H202V201H201ZM200 203H198V204H200ZM219 203H220V202H219ZM219 203H217V204H219ZM222 203H223V202H221V204H222ZM225 203H227V201H226ZM232 203H233V202H232ZM247 203H248V202H247ZM256 203H257V202H256ZM256 203H255V204H256ZM41 204H42L43 206H42ZM41 204H40V205H41V206H40V210H41V207H44V205H45V204H43V203H41ZM135 204H136V203H135ZM138 204H141V202H139ZM143 204H144V203H143ZM143 204H142L141 207H142V208H143V207H144V208H145V207L147 208L148 205L146 206V204H144L145 206H143ZM151 204H150L149 206L152 207ZM180 204H181V201H180L179 206H178L179 209H180V206H181V205H182V206H186V204H185V205H184V204H181V205H180ZM192 204H193V203H192ZM194 204H195V202H194ZM194 204H193V205H194ZM198 204H197V206H198ZM244 204H245V203H244ZM249 204H250V201H249V203L247 204V206H248ZM251 204H252V203H251ZM251 204H250V205H251ZM253 204H254V202H253ZM257 204H259V203H257ZM263 204H264V203H263ZM245 205H246V204H245ZM47 206H48V204H47ZM47 206H45V208H46ZM138 206H139V205H138ZM155 206H156V204H155ZM172 206L174 207V205L172 204V205H170L168 208H170V207L172 208ZM195 206H196V205H195ZM195 206H192V207H194V209L196 210V207H195ZM214 206H216V205L214 204ZM233 206H234V205H233ZM243 206H244V205H243ZM247 206H246V207H247ZM32 207H34V205H33ZM48 207H50V206H48ZM159 207H160V208H159ZM192 207H191V208H188V210H189V209H192V210L194 211V209H193ZM216 207H218V206H216ZM135 208H136V206H135ZM178 208H177V209H178ZM214 208H215V207H214ZM232 208H233V207H232ZM232 208H230V209H231L232 213L234 214L235 212H233L234 209H232ZM251 208H252V207H251ZM256 208H257V207H256ZM13 209H14V207H13ZM15 209H16V208H15ZM36 209H34V210H36ZM46 209H47V208H46ZM161 209H160V210H161ZM174 209H176V208H174ZM174 209L172 208V211H173V212L175 211ZM179 209H178V210H179ZM253 209H254V208H253ZM258 209H259V205H258L257 210H258ZM9 210H10V209H9ZM37 210H36V211H37ZM40 210H39V211H40ZM44 210H45V209H43V211H44ZM48 210H50V209H48ZM48 210H46V213H48V212H47ZM142 210H143V209H142ZM149 210H150V208L147 209V210L145 209V211H149ZM152 210H150V211H152ZM169 210H170V209H169ZM242 210L245 211L246 209H242ZM255 210H256V209H255ZM16 211H17V209H16ZM123 211H124V210H123ZM180 211H181V210H180ZM180 211H178L179 214L181 213ZM196 211H197V210H196ZM200 211H201V213H202V209H201ZM200 211L198 210V212H200ZM228 211H229V209H228ZM228 211H227V214H229V215L232 214V213H228ZM160 212H161V214H162V213L165 212V211L163 210V212H162V210H161V211H159V213H160ZM168 212H171V210L168 211ZM173 212H172V213H173ZM176 212H177V211H176ZM176 212H174V213H176ZM245 212H246V211H245ZM258 212H260V211H258ZM38 213H39V212H38ZM131 213H132V212H131ZM142 213H143V212H142ZM149 213H150V212H149ZM172 213H171V214H172ZM211 213H212V211L210 212V214H211ZM214 213H215V212H214ZM225 213H226V212H225ZM225 213H224V214H225ZM26 214H27V213H26ZM118 214H119V213H118ZM124 214H125V213H124ZM152 214H153V213H152ZM152 214H150L149 216L151 217ZM164 214L166 215V212H165ZM164 214H163V215H164ZM171 214H170V216H172ZM194 214H195V212H194ZM215 214H216V213H215ZM217 214H218V213H217ZM235 214H237V213H235ZM246 214H247V213H246ZM246 214H245V215H246ZM248 214H249V213H248ZM248 214H247V216H248ZM251 214H252V213H251ZM253 214H254V213H253ZM258 214H259V213H258ZM27 215H28V214H27ZM27 215H26V216H27ZM48 215H49V214H48ZM154 215L157 217L158 214L155 213ZM159 215H160V214H159ZM159 215H158V216H159ZM165 215H164V218H163V219H164L165 221L168 220L167 222L169 223V221H170L169 219H170L171 217H169V218L166 220ZM167 215H169V214H167ZM239 215H240V214H239ZM239 215H237V216L239 217ZM241 215H242V213H241ZM262 215L264 216V213H262ZM23 216H24V215H23ZM26 216H25V219L28 218V217H26ZM141 216H142V214H141ZM149 216H147V219L150 218ZM152 216H153V215H152ZM155 216H153V217H154V220H156ZM176 216H177V215H176ZM176 216H175V214H174V216H172V217H176ZM205 216H206V215H205ZM214 216H215V215H214ZM224 216H225V215H224ZM237 216H235V217H237ZM263 216L260 217L261 220L264 218ZM153 217H152V218H153ZM198 217H199V219L202 218V216H199V215L197 216V218H198ZM207 217H208V216H207ZM221 217H222V218H221ZM221 217H218V218L221 219V220H223V219L226 220V218H223V216H221ZM226 217H227V215H226ZM231 217H232V216H231ZM242 217H243V216H242ZM114 218H116V217H114ZM120 218H123V217H120ZM158 218H159V217H158ZM158 218H157V219H158ZM160 218H161V217H160ZM192 218H193V217H192ZM208 218H209V217H208ZM212 218H213V217H212ZM218 218H217V219H218ZM172 219H173V218H172ZM185 219H186V218H185ZM234 219H235V218H234ZM240 219H242V218H240ZM243 219H244V218H243ZM257 219L260 220L259 217H257ZM106 220H107V219H106ZM114 220H115V219H114ZM117 220H118V218L116 219V221H117ZM119 220H120V219H119ZM148 220H151V218L148 219ZM160 220H161V219H160ZM160 220H159V221H160ZM164 220H162L163 223L165 224L164 227H168V226H167L168 224H167L166 222H164ZM197 220H198V219H197ZM202 220H203V222H204V219H201V220H199L200 222H199V221H198V222L203 224V222H201ZM225 220H224V221H225ZM230 220L232 221V219H228V220H226L227 223L224 222V221H223V222H222V221H221V222L219 221L220 223H219L218 225L222 224V225H220V226L222 227L223 224L225 223V226H226V224H228V221H230ZM235 220H236V219H235ZM238 220H239V219H238ZM238 220H237V221H234V223H235V222L237 223ZM121 221H122V220H121ZM125 221H126V220H125ZM127 221H128V220H127ZM159 221H157V222L159 223ZM180 221H181V220H180ZM255 221H256V220H255ZM255 221H254V222H255ZM262 221H263V220H262ZM111 222H112V221H111ZM111 222H110V223H111ZM211 222H212L211 219L208 220V221L205 219V222H204V223H206V225H204V227L208 229V227H209V225L211 224ZM240 222H241V221H240ZM258 222H259V221H258ZM263 222H264V221H263ZM112 223H113V222H112ZM123 223H124V222H123ZM145 223H146V222H145ZM149 223H150V222H149ZM149 223L147 222L146 224L148 225ZM151 223H154L153 219H152ZM151 223H150V224H151ZM161 223H162V222H161ZM163 223H162V226H163ZM176 223H177V222H176ZM191 223H193V222L191 221ZM229 223H230V222H229ZM248 223H250V222H248ZM252 223H253V222H252ZM252 223L249 224V225H250V226L253 225ZM255 223H257V222H255ZM113 224H114V223H113ZM115 224H116V223H115ZM115 224H114V226H115ZM150 224H149L148 226L146 225V228H148V229H152L153 227H150ZM156 224H157V223H156ZM156 224H155V225H156ZM166 224H167V225H166ZM181 224H182V222H181ZM193 224H194V223H193ZM202 224H200V225L203 226ZM215 224H216V223H214V225H215ZM259 224L262 225V224H261V221H260ZM259 224H258V225H259ZM263 224H264V223H263ZM110 225L113 227L112 224H110ZM110 225H109V227H110ZM117 225H120V224H117ZM117 225H116V226H117ZM170 225H171V224H170ZM230 225H231V227H232L233 224L230 223ZM247 225H248V224H246V227L249 226V225H248V226H247ZM162 226H160V223H159V227H160V229L163 228ZM172 226H173V224L171 225V228L173 229ZM201 226H200V227H201ZM225 226H223V227H224V230H225V228H229L228 225H227V227H225ZM243 226H245V224H243ZM243 226H242V227H243ZM263 226H264V225H263ZM112 227H110V228H112ZM120 227H121V226H120ZM161 227H162V228H161ZM214 227H215L216 229H218L217 226H214ZM214 227H213V228H214ZM221 227H219V229L217 230V232L220 231V233H219L218 235H221V233H222V232H221V230H222ZM242 227H241V228H242ZM246 227H243V229L247 231V228H246ZM255 227H256V225H255ZM116 228H117V227H115V229H116ZM213 228H212V229H213ZM239 228H240V227H239ZM245 228H246V229H245ZM117 229H118V228H117ZM160 229H159V231H160ZM164 229L166 230L167 228H164ZM182 229H183V228H182ZM197 229L199 230L200 228H197ZM212 229H211V230H212ZM216 229H215V230H216ZM220 229H221V230H220ZM144 230H145V229H143L142 232H144ZM165 230H164V233H165ZM167 230H168V229H167ZM173 230H174V229H173ZM215 230H214V231H215ZM224 230H223V232H224ZM229 230H230V229H229ZM229 230H228V231H229ZM254 230H255V229H254ZM254 230L251 229V231H254ZM102 231H103V229H102ZM102 231H101V232H102ZM109 231H110V230H109ZM109 231H108V232H109ZM147 231H148V230H145V232H147ZM153 231L155 232L156 230H152V231L150 230V232H153ZM170 231H172V230H170ZM214 231H213V232H214ZM228 231H225L226 233H223V234H225V235L227 234V235H226V236H225V235H222V238H223V236H224V238H225V237L228 238V234H229ZM246 231L243 232V231L241 230L240 232H243V234H244V233H246ZM256 231H257V230H255L254 232H256ZM108 232H107V233H108ZM110 232H111V231H110ZM110 232H109V233H110ZM145 232H144V233H145ZM157 232H158V231H157ZM168 232H169V231H168ZM173 232H174V231H173ZM203 232H204V230H203ZM227 232H228V233H227ZM231 232H233V231H231ZM103 233H104V232H103ZM136 233H137V232H136ZM148 233H149V232H148ZM148 233H147V234H148ZM158 233H163V229H162V231H160V232H158ZM164 233H163V234H164ZM177 233H178V232L176 231V234H177ZM191 233H192V232H191ZM211 233H212V231H211ZM256 233H257V232H256ZM256 233H255V234H256ZM113 234H114V233H113ZM150 234H151V233H150ZM179 234H180V233H179ZM201 234H202V233H201ZM212 234H213V233H212ZM251 234H252V233H251ZM257 234L259 235V233H257ZM257 234H256V236H257ZM262 234H263V232H262ZM42 235H43V234H41V236H42ZM137 235H138V234H137ZM141 235H142V234H140L139 237H140ZM153 235H154V234H153ZM190 235H191V234H190ZM210 235H211V234H210ZM216 235H217V233H216ZM216 235H215V237L217 238ZM234 235H235V234H234ZM246 235H247V234H246ZM249 235H250V234H249ZM260 235H261V234H260ZM260 235H259V236H260ZM263 235H264V234H263ZM150 236H151V235H150ZM160 236H162V235H160ZM172 236H173V235H172ZM187 236L190 237L189 235H187ZM187 236H186V237H187ZM205 236H206V234H205ZM205 236H204V237H205ZM207 236H208V235H207ZM231 236L233 237V235L230 234L229 239H231V240H230L229 242H233V239H232ZM236 236H237V234H236ZM236 236H235V239H237L236 241H237V243H238V236H237V238H236ZM242 236H243V238H244L245 235H242ZM253 236H254V235H253ZM253 236H252V237H253ZM256 236H255L254 239H256ZM259 236H258V237H259ZM117 237H118V236H117ZM141 237H142V236H141ZM154 237H156V235H155ZM191 237H192V236H191ZM201 237H202V235H201ZM211 237H212V235L210 236V238H211ZM260 237H261V236H260ZM260 237H259V238H260ZM115 238H116V236H115ZM121 238H122V237H121ZM158 238H160V237H158ZM173 238H174V237H173ZM226 238L224 239V242H225V243H226ZM239 238H240V236H239ZM241 238H242V237H241ZM241 238H240V239H241ZM247 238H248V237H247ZM259 238L256 239V240L258 241ZM117 239H118V238H117ZM117 239H116V240H115V239L113 240V241L116 242V245L120 243V242L117 241ZM175 239H178V238H175ZM185 239L188 240L187 238H185ZM203 239H204V238H203ZM207 239H208V238H206V240H207ZM219 239H220V236H219ZM156 240H157V239H156ZM156 240L153 238L154 243H155ZM158 240L161 241L160 239H158ZM200 240H201V238H200ZM242 240H243V239H242ZM242 240H240V241L242 242ZM249 240H250V239H249ZM256 240H255V242H256ZM144 241H145V240H144ZM210 241L212 242V240L209 239V244H210ZM214 241H216L215 238H214L213 242H214ZM250 241H251V240H250ZM250 241L248 242L247 239H246L245 242L250 243ZM259 241H260V240H259ZM259 241H258V243H259ZM262 241H263V240H262ZM17 242H19V241H17ZM17 242H16V243H17ZM145 242H147V241H145ZM156 242H157V241H156ZM183 242H186V241L184 240ZM183 242H182V243H183ZM207 242H208V241H207ZM213 242H212V243H213ZM220 242H221V240H220ZM263 242H264V241H263ZM106 243H107V242H106ZM157 243H160V242H157ZM164 243H166V242H164ZM176 243H177V241H176ZM176 243H175V244H176ZM191 243H193V242H191ZM239 243H240V242H239ZM247 243H245L246 246H247ZM258 243H257L256 245H258ZM17 244H18V243H17ZM109 244H110V243H109ZM112 244H113V243H112ZM160 244H161V243H160ZM173 244H174V243H173ZM175 244H174V245H175ZM183 244H184V243H183ZM199 244L201 245V243H199ZM199 244H198V246H199ZM206 244H207V243H206ZM209 244H207L206 246H209ZM213 244L220 245V243H218V242H217V243H213ZM222 244H224V243L222 242L221 245H222ZM233 244H235V243H233ZM241 244H242V243H241ZM250 244H251V243H250ZM250 244H248V245H250ZM252 244H253V241H252ZM260 244L263 245L261 242H260ZM1 245H3V244H1ZM103 245H104V244H103ZM135 245H139V244H135ZM135 245H133V247H134ZM143 245H145V243H144ZM143 245H142V246H143ZM153 245H155V244H153V243L150 244L151 248H153V247H152ZM157 245H159V244H157ZM217 245H215L214 248H215V249L217 248L216 250H218L219 253H223L222 251H224V248H223V250H221V249L219 248V247H221V246H218V247H217ZM225 245H226V244H224V246H225ZM238 245H239V244H238ZM243 245H244V244H242L241 247H243ZM254 245H255V244H254ZM254 245H253L252 247H255ZM3 246H4V245H3ZM28 246H29V244H28ZM117 246H118V245H117ZM120 246H121L122 249H123V245L121 244ZM128 246H129V245H128ZM142 246H137V248H138L137 251H138V252H140V251H139L140 249L144 248V246H143V247H142ZM147 246H148V244H147ZM147 246H145V247L147 248ZM175 246H177V245H175ZM229 246H230V245H229ZM263 246H264V245H263ZM29 247H30V246H29ZM95 247H96V246H95ZM130 247H131V246H130ZM130 247H129V248H128V247H125L124 249H127V251L129 252V250H132V248H133V247H132V248H130ZM141 247H142V248H141ZM148 247H149V246H148ZM155 247H156V246H155ZM155 247H154V248H155ZM161 247H162V246H160V248H161ZM165 247H166V246H165ZM186 247H187V246H186ZM209 247L211 248V244H210ZM209 247H208V248H209ZM222 247H223V246H222ZM222 247H221V248H222ZM230 247H231V246H230ZM233 247H234L233 249H236V248H237L236 246H233ZM235 247H236V248H235ZM244 247H245V246H244ZM248 247H249V246H247V248H248ZM86 248H88V247H86ZM101 248H102V247H101ZM101 248H100V249H101ZM119 248H120V247H119ZM154 248H153V249H154ZM160 248H157V247H156V248H155L156 250H153V251H154V254H155V251H157V249H159L158 251L160 252V250L162 249V248H161V249H160ZM163 248H164V247H163ZM205 248H206V247H205ZM218 248H219L221 251H220ZM256 248H258V246H256ZM256 248H255V249H256ZM98 249H99V248H98ZM100 249L98 250L99 253L101 252ZM124 249H123V250H124ZM128 249H129V250H128ZM133 249H134V248H133ZM135 249H136V247H135ZM135 249H134V250H135ZM164 249H167V248H164ZM211 249H213V247H212ZM211 249H204L203 252H206L205 250H208V251L210 250V252H211ZM215 249H213L214 252L212 251V253H214V254H215V251H216ZM237 249H238V248H237ZM237 249H236V250H237ZM241 249H243V248H241ZM252 249H253V248H252ZM260 249H261V248H260ZM134 250H132V252H131L132 254H133ZM191 250H193V249L191 248L190 251H191ZM247 250H248V249H247ZM117 251L120 252V249H118ZM125 251H126V250H125ZM137 251H136V253H137ZM151 251H152V250H151ZM163 251H164V250L162 249V252H163ZM238 251H239V250H238ZM243 251H245V250L243 249ZM256 251H258V250H256ZM260 251H261V250H260ZM0 252H1V250H0ZM2 252H3V249H2ZM104 252H105V251H103L102 253H104ZM119 252H118V253H119ZM128 252H127V254H128ZM142 252H143V251H142ZM142 252L137 253V256L134 255V257H132V255L129 253V256L131 255V256H130L131 258H135V257H137V258L139 259V257H138L139 255H138V254L141 255ZM149 252H150V251H149ZM159 252H157V253L159 254ZM210 252L207 253V254L202 253V255H203L202 258H203V259H202V258H201V259L204 261V260L206 259V258H204V256H207L208 254L210 255ZM226 252H227V256H228V251H227V249H226V251H225V255H226ZM239 252H240V251H239ZM253 252H254V251H253ZM3 253H4V252H3ZM121 253H122V252H121ZM123 253H124V251H123ZM150 253H151V252H150ZM157 253H156V254H157ZM192 253H193V252H192ZM255 253H256V252H255ZM255 253H254V254H255ZM1 254H2V253H1ZM107 254H109V253H107ZM119 254H120V253H119ZM119 254H118V255H119ZM127 254H122V255H123L122 257H127V256H128ZM151 254L154 255L153 253H151ZM151 254H150L149 257H147V255H146L145 257L143 256L141 260H143V258H152V259L154 260V259L156 258V254H155L154 256H152V257H151ZM158 254H157V255H158ZM216 254H217V251H216ZM235 254H236V253H235ZM240 254H241V253H240ZM96 255H97V254H96ZM113 255H114V253H113ZM113 255H112V257L115 258V255H114V256H113ZM118 255H116V256H118ZM124 255H125V256H124ZM142 255H143V254H142ZM144 255H145V253H144ZM148 255H149V254H148ZM191 255H192V254H191ZM202 255H201V256H202ZM209 255H208V256H209ZM218 255H219V258L222 257V256H220V254H218ZM221 255H222V254H221ZM233 255H234V254H233ZM1 256H2V255H1ZM1 256H0V257H1ZM3 256H6V255H3ZM129 256H128V258H130ZM208 256H207V259L212 258L211 256H209V258H208ZM216 256H217V255H216ZM227 256H225V258H226ZM234 256H235V255H234ZM258 256H260V255H258ZM261 256H263V255H261ZM98 257H99V256H98ZM108 257H110V256H108ZM119 257H121V254H120ZM119 257H118V258H119ZM5 258H6V257H5ZM17 258H18V257H17ZM85 258H86V257H85ZM128 258H127V259H128ZM217 258H218V257H216V259H217ZM122 259H125V258H122ZM127 259H125V260L127 261ZM138 259H136V258H135V259H130V262H129V260H128L127 262H128V263H131V264H133V263H136V264H137V263L139 262V264H142V262L145 261V260H143V261L140 260V261H141V263H140V261H138ZM187 259H188V258H187ZM187 259H186V260H187ZM194 259H195V258H194ZM194 259H193V260H194ZM221 259H222V258H221ZM233 259H234V258H233ZM235 259H236V258H235ZM102 260H103V259H102ZM116 260H117V258H115V260H114L113 262L111 261V262H109V263H110V264H111V263L113 264ZM131 260H132V262H131ZM133 260H135V261H133ZM147 260L149 261V259H147ZM150 260H151V259H150ZM186 260L184 261V263L186 262ZM212 260H213V259H212ZM223 260H225V259H223ZM2 261H4V259H1V262H2ZM108 261H110V260L108 259ZM119 261H121V260H119ZM119 261H117V262L119 263ZM123 261H124V260H123ZM148 261H145V262H148ZM199 261H201V260L199 259ZM205 261H206V260H205ZM208 261H209V262H208L209 264H210V262H213V261H211L210 259H209ZM214 261H218V260H214ZM219 261H220V260H219ZM219 261H218V262H219ZM82 262H84V261H82ZM124 262H125V261H124ZM145 262H144V263H145ZM224 262H225V261H224ZM237 262L240 263L241 261L238 260ZM237 262H236V263H237ZM62 263H63V262H62ZM86 263H87V262H86ZM191 263H193V261H191ZM194 263H195V262H194ZM198 263H200V262H198ZM201 263H202V261H201ZM208 263H206V264H208ZM233 263L236 264L234 261H233ZM233 263H232V264H233ZM239 263H237V264H239ZM28 264H29V263H28ZM106 264H108L107 261H106ZM120 264H124V263L120 262ZM126 264H127V263H126ZM161 264H163L162 261H161ZM202 264H203V263H202ZM219 264H221V263H219ZM230 264H231V263H230ZM240 264H243V262H241ZM250 264H251V263H250Z\"/></svg>",
  "mask_w": 264,
  "mask_h": 264
}]
</instances>
